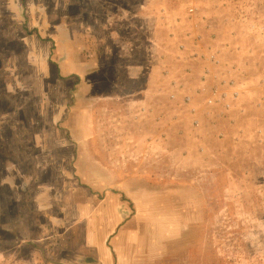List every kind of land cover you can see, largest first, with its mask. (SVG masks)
<instances>
[{"label": "rangeland", "instance_id": "374dc122", "mask_svg": "<svg viewBox=\"0 0 264 264\" xmlns=\"http://www.w3.org/2000/svg\"><path fill=\"white\" fill-rule=\"evenodd\" d=\"M118 222L117 264H264V0H0V264Z\"/></svg>", "mask_w": 264, "mask_h": 264}, {"label": "crops", "instance_id": "0c3cea01", "mask_svg": "<svg viewBox=\"0 0 264 264\" xmlns=\"http://www.w3.org/2000/svg\"><path fill=\"white\" fill-rule=\"evenodd\" d=\"M57 26L53 29H51V32H55L54 35H51L52 40H50V42H54L55 44V40H57ZM39 32V31H38ZM57 45V43H56ZM54 60V61H53ZM199 61H202V72L203 75L201 76L200 80L197 82L198 85L200 87H204L206 84H210L212 83L213 79V75H212V68H213V63L210 62L209 63H205V61H203L202 59H198ZM50 63H52L55 67L58 66V60L54 57L50 58ZM230 81H226L224 82V85L222 86L225 92L226 96H229L230 94L234 93V94H238L237 90V86H235V83L233 82L232 85H229ZM186 84V83H185ZM186 87V86H185ZM219 88V87H218ZM141 94H144V97L147 96H151V97H166V93L164 89L161 90H149V91H145V90H141ZM146 92V93H145ZM138 93L139 91H135V92H131L128 94V97L130 98V101H132V98L138 97ZM153 140V137L150 139ZM153 141L150 143L148 142V145L153 146ZM106 198V197H105ZM120 222V221H119ZM116 224L115 228L113 230L110 231V233L108 234H100V235H96V233H91L88 234V230H87V237L86 239H84V243L86 245V247L89 249H92V251L94 252L92 255L87 254L86 256H94V259L91 257H86V263L87 264H117L116 262L118 261L117 258V254H119L120 251H118L121 246L120 243H122L123 241H126L127 239H123V238H127L126 235L124 234H118L117 233V226L119 225ZM103 225L105 227H107L108 223H103ZM130 242H133L132 239H128ZM127 240V241H128ZM88 251V252H89Z\"/></svg>", "mask_w": 264, "mask_h": 264}]
</instances>
